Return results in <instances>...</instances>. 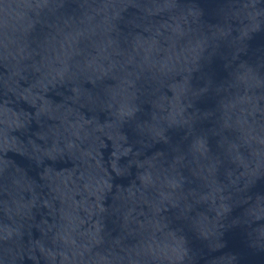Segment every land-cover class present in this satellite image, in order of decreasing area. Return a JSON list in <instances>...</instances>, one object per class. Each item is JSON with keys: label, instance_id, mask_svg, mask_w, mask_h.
<instances>
[{"label": "water", "instance_id": "water-1", "mask_svg": "<svg viewBox=\"0 0 264 264\" xmlns=\"http://www.w3.org/2000/svg\"><path fill=\"white\" fill-rule=\"evenodd\" d=\"M0 264H264V0H0Z\"/></svg>", "mask_w": 264, "mask_h": 264}]
</instances>
